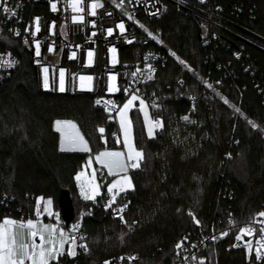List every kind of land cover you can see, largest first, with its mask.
<instances>
[{"label": "trees", "instance_id": "obj_1", "mask_svg": "<svg viewBox=\"0 0 264 264\" xmlns=\"http://www.w3.org/2000/svg\"><path fill=\"white\" fill-rule=\"evenodd\" d=\"M215 3L234 24L264 40V0ZM153 27L191 69L170 62L145 87L155 104L149 113L162 121L151 137L139 110L129 113L133 143L143 159L129 172L131 190L122 193L129 204L127 223L96 209L85 216L94 201L83 200L74 181L87 156L120 148L116 122L94 108L88 96L39 91L24 50L17 51L21 66L0 85V223L32 217L40 197H50L61 215L65 191L72 221H79L85 232L87 251L59 257L54 264H102L120 253L135 256L133 264H170L184 235L220 229L230 220L240 223L264 204V97L255 86L264 85V51L244 45L245 57L237 60L232 55L239 41L235 37L229 39L230 48L222 42L204 46L202 24L170 3ZM234 30L264 48L258 37ZM201 76L219 81V93L228 103L218 95L198 101L189 124L181 117L190 110L187 100L200 91ZM55 120L74 121L90 151H61ZM97 174L106 180L103 172ZM234 234L209 243L204 264H251L243 251L227 250Z\"/></svg>", "mask_w": 264, "mask_h": 264}, {"label": "built area", "instance_id": "obj_2", "mask_svg": "<svg viewBox=\"0 0 264 264\" xmlns=\"http://www.w3.org/2000/svg\"><path fill=\"white\" fill-rule=\"evenodd\" d=\"M57 5V11H52L51 4ZM96 3L95 15L92 14L91 5ZM170 3L177 11L193 17L203 26L201 40L203 45L210 47L216 42H222L224 46L230 48L229 39L235 37L239 39L236 49L232 51L234 58L239 60L244 58L243 46L250 45L259 50L264 48L257 45L251 39L243 37L234 30V27L241 29L248 34L258 37L250 30L234 24L228 19L223 8L215 3V0H81V7L84 11L73 13L70 0H7V7L15 12L5 13L0 7V58L15 61L14 66H0V85L7 82L15 71L21 66V60L17 51L24 50L28 55L34 70V78L37 89L42 92L85 95L91 98L94 108L114 117L121 104L129 99L132 94L137 95L145 101L147 110L154 107V99L144 92L145 87L150 84L160 70H163L170 62L176 64L181 70L191 69L189 63L185 61L173 48L168 46L163 40L160 31L153 27L154 22L160 17L164 10V5ZM111 13V15H109ZM73 15H83V23H73ZM39 18L41 31L35 33V18ZM53 22L55 28H52ZM123 22L125 31L121 34L118 25ZM235 25V26H234ZM27 29V31H26ZM108 29H112V35L108 34ZM19 35H16V32ZM35 33V34H34ZM93 33H95L93 35ZM151 34V35H150ZM155 37V38H154ZM259 38V37H258ZM261 39V38H259ZM263 42L264 40L261 39ZM27 41V43L25 42ZM39 41L40 56L35 54V45ZM49 47L54 51L49 52ZM116 48L117 62L112 63L113 53L110 51ZM92 53L91 63H89L88 53ZM73 53L75 55L73 56ZM183 61L184 63H181ZM149 65L151 66V79L149 75ZM49 69V88L43 86L44 73L42 69ZM65 71V91H59V72ZM139 69V71H138ZM133 73H136L133 76ZM116 77V86L119 91L110 93L108 86L110 77ZM80 76H91V90L81 89ZM183 79H179L181 84ZM87 83V82H86ZM200 91L197 96L190 97L187 101L190 110L183 115L188 117L187 122L191 124V111H193L198 101H205L218 95L224 101L225 98L219 93L220 82L210 80L206 76L199 77ZM211 85V87H209ZM258 91L263 93L264 85H255ZM127 90V91H125ZM100 101L97 104V101ZM111 101L112 103H108ZM115 105V106H113ZM153 122H160V119L152 116ZM118 190H114L116 192ZM231 198V194L227 193ZM112 195L108 193L107 186L103 188L97 201L93 202L91 208L85 211V216L91 217L92 210H100L105 216L112 220H121L128 212L129 204L121 191L115 197V203L107 207ZM12 200V199H10ZM127 205L123 213L117 210L122 205ZM41 209V208H40ZM264 212L262 203L255 214L235 223L232 220L228 225L220 229H210L196 235H184L177 243H182L181 248H176L174 259L170 264H203L205 256L203 254L206 246L211 242H217L235 232L227 245V250L243 251L246 261L251 264H264V233L260 231L264 227V217L258 214ZM44 213L36 216V211L32 217L22 216L16 218L17 221L26 222L28 219L34 221L41 220ZM55 224L63 229L65 236H75L76 244L71 241L65 244L62 256L66 254L68 248H74L76 255L85 252L80 245L84 244L85 232L81 228L79 221H71L67 226L59 216ZM78 225V228H74ZM250 227L252 235L242 233L240 230ZM226 233V235H225ZM83 237V239H81ZM237 237H240L237 239ZM262 253L259 259L256 258L257 249ZM74 257V256H69ZM121 257L124 259L121 260ZM129 253H120L105 261L110 264H133L136 259ZM105 261L102 264H105Z\"/></svg>", "mask_w": 264, "mask_h": 264}, {"label": "snow or ice", "instance_id": "obj_3", "mask_svg": "<svg viewBox=\"0 0 264 264\" xmlns=\"http://www.w3.org/2000/svg\"><path fill=\"white\" fill-rule=\"evenodd\" d=\"M204 0H201V3H203ZM122 3V0H121ZM70 6L73 13H81L84 11V8L81 7V0H70ZM100 6L96 3H93L91 5L92 8V14L95 15V9ZM0 7H3V11L5 13L11 12L12 15H15V12L12 11V9L7 7V0H0ZM52 11H57V5L55 3L51 4ZM111 15V13H109ZM72 22L73 23H83L84 22V16L83 15H73L72 16ZM121 34L125 31V25L123 22H121L118 25ZM52 28H55V23L53 22ZM27 31V29H26ZM41 31L39 18H35V33H39ZM34 33V34H35ZM95 33H93L94 35ZM108 34L112 35V29H108ZM16 35H19V32H16ZM151 35V34H150ZM155 38V37H154ZM27 43V41H25ZM49 52L54 51L52 47H49ZM113 53L112 56V63L115 64L117 62L116 60V48H112L110 50ZM35 54L36 56H40V44L39 41L36 42L35 45ZM75 53H73V56ZM89 56V63H91V57L92 53H88ZM15 61L11 60H4L0 58V66L4 67H12L14 66ZM181 63H184L181 61ZM149 75L148 78L151 79V66L149 65ZM44 73L43 77V86L45 89L49 88V76L48 72L49 69L47 67H44L42 69ZM139 71V69H138ZM136 73H133V76H135ZM91 76H80V87L81 89L88 88V90H91ZM110 84L108 86V92L113 93L116 91H119V89L116 86V77L113 75L110 77ZM87 82V83H86ZM211 87V85H209ZM59 91L63 92L65 91V71L63 69L59 72ZM127 91V90H125ZM139 100L140 104V111L143 112L145 123L148 126V133L149 136L152 135V129L153 124L149 120V114L146 110L145 101L143 99H140L137 95L132 94L129 99L123 104L122 108L119 110V117H120V126L124 130V145L127 149V155L125 156V153L120 151H103L100 152L96 156V161L100 163L103 167L107 168L109 175L119 176L120 173H127L129 167L135 169L140 166V161L143 159V152L140 150H137L133 143L130 136V121L128 119V112L129 110L134 106V102ZM100 101H97V104H99ZM108 103H112L109 101ZM225 103H228L227 100H225ZM115 106V105H113ZM235 111L239 112L240 109L236 108ZM185 120L188 119L187 116L184 117ZM159 123V122H157ZM248 123L253 127L257 128L258 125L255 124V122L248 120ZM64 125L67 128H70L74 130L73 133L65 132V127H62ZM56 128L57 131H60L62 133V136H64L71 144L73 145H79L81 147V150L83 151H90L88 148L87 142L84 140L83 136L80 135L79 131L76 130V125L71 122H61L56 121ZM99 131L101 133L104 132L103 128H100ZM61 150H64L63 143L61 144ZM91 165V161H89V166ZM76 181L78 182V186L80 188V194L85 200H93L95 201L96 197L100 195V186L97 183L96 180V172L93 170L91 177H86L84 172L77 173L75 177ZM131 180L130 178L125 174L119 179H116L112 181L107 186V191L109 194L112 195V199L110 200L109 204L106 205L107 207H111L113 203H115V197L119 194V191H124L126 188H131ZM114 190H118L114 192ZM44 198L40 197L37 199V209H36V216L39 217L41 215V209H40V203L43 201ZM52 200L48 199L44 202V208L43 212L47 213L49 216L53 215V212L51 210ZM127 205H122L117 211L119 213H123L124 208H126ZM189 215L193 217L195 220V216L193 213L189 212ZM260 217H264V212H260L258 214ZM122 222L127 223L124 220L123 215H120L119 217ZM196 223L199 224V221L196 220ZM74 228H78V225H74ZM242 233L247 235H252L253 230L248 228H243L240 230ZM262 233H264V227L260 229ZM226 235V233H225ZM240 237H237L239 239ZM83 239V237H81ZM38 240V242H37ZM71 241L72 245L76 244V237L75 236H65V233L63 229H60L59 232H57V228L55 225L51 224H41L39 219L33 220L28 219L26 222L24 221H17L15 219L5 218L2 223H0V264H54V262L58 261L59 257L63 255L65 244ZM80 247H83L85 251H87V245L83 244L80 245ZM182 243H177L176 248H181ZM261 247H264V243L261 244ZM68 255L69 256H75L76 252L74 248L68 249ZM262 253L259 251V248L257 249L256 258L259 259L261 257ZM124 258L121 257V260ZM136 259V257H130L129 260ZM105 264H110L109 261H105ZM201 264H203V261H201Z\"/></svg>", "mask_w": 264, "mask_h": 264}, {"label": "rangeland", "instance_id": "obj_4", "mask_svg": "<svg viewBox=\"0 0 264 264\" xmlns=\"http://www.w3.org/2000/svg\"><path fill=\"white\" fill-rule=\"evenodd\" d=\"M188 71H190V68H188L187 69ZM127 101V99L121 104V106H120V108H122V106H123V104L125 103ZM145 106H146V104H145ZM120 108H119V110H120ZM138 109L139 110V112L141 113V115H142V119H143V122H144V126H145V131H146V134H147V136L148 137H151L153 134H154V132H156L158 129H160L161 127H162V121L160 120V122L159 123H155V122H153V120H152V116L150 115V113L148 112V110H147V106H146V110H147V112H148V114H149V120L152 122V124H153V129H152V135L151 136H149V133H148V126H147V124L145 123V118H144V114H143V112H141L140 111V104H139V100H137V101H135L134 102V106L129 110V112H128V119H129V121H130V125H131V120H130V117H129V113H130V111L131 110H133V109ZM119 110L117 111V113H116V115L114 116V117H110V120H114L115 122H116V124H117V127H118V137H117V144L119 145V147H120V149L119 150H103V151H120V152H123V153H125V156L127 155V149L125 148V145H124V130L121 128V126H120V117H119ZM160 119V118H159ZM182 119V118H181ZM56 121H61V122H65V121H67V122H71V123H73V124H75V122L74 121H72V120H55L54 122H53V130L58 134V136H59V143L60 142H62L63 143V145H64V150L63 151H77V152H87V151H83V150H81V147L77 144V145H73V144H71L64 136H62V133L60 132V131H57V128H56ZM186 123H188L187 122V120H186ZM76 125V124H75ZM62 127H65L64 125H62ZM76 130H78L79 131V133H80V135L82 136V134H81V132H80V130H79V128H78V126L76 125ZM65 132H68V133H73L74 134V130H72V129H70V128H67V127H65ZM130 136H131V139H132V143H133V137H132V127H130ZM58 143V144H59ZM133 145H134V143H133ZM134 147H135V145H134ZM136 148V147H135ZM59 149L61 150V148L59 147ZM62 151V150H61ZM102 151V152H103ZM89 161H91V165L89 166ZM133 168H131V167H129V169H128V171L129 170H132ZM93 170H95V172H96V180H97V183H98V185L100 186V193H101V191H102V189H101V181H100V179H99V176H98V172H104L105 174H108V171H107V168H105V167H103L100 163H98L97 161H96V156H87L86 158H85V160H84V162L82 163V165H81V168L75 173V175H74V181H75V185H76V188H77V193H78V195L83 199V197L81 196V194H80V188H79V186H78V182L76 181V179H75V177H76V175H77V173H79V172H84L85 173V176L86 177H91V174H92V172H93ZM128 171H127V173H120L119 174V176H114V175H109V176H112V181H114V180H116V179H119V178H121L122 176H124L125 174L130 178V176H129V174H128ZM103 173V174H104ZM131 180V179H130ZM102 184H103V182H102ZM110 184V183H109ZM131 184H132V182H131ZM106 186H108V184L106 185ZM132 188V187H131ZM131 188H126L125 190H124V192H126V191H129V190H131ZM98 196H100V195H98ZM97 196V197H98ZM96 197V198H97ZM83 200H85V199H83ZM88 201H93V200H88ZM43 221H41V223H42ZM49 224V223H48ZM37 242H38V240H37ZM85 244V243H84ZM69 249V248H68ZM67 249V250H68ZM66 254H68V251L66 252Z\"/></svg>", "mask_w": 264, "mask_h": 264}, {"label": "crops", "instance_id": "obj_5", "mask_svg": "<svg viewBox=\"0 0 264 264\" xmlns=\"http://www.w3.org/2000/svg\"><path fill=\"white\" fill-rule=\"evenodd\" d=\"M61 144L62 142L59 143V147L61 148ZM120 149V148H119ZM119 149H116V150H119ZM130 170L128 171V174H129ZM104 173V172H103ZM105 174V173H104ZM102 175V174H101ZM106 175V180L104 182H106L107 184L111 183L112 182V176H109L108 174H105ZM102 176L99 177V179L101 178ZM103 182V181H102ZM102 182H100L102 184ZM103 182V183H104ZM122 193H124V191H121ZM127 192V191H126ZM38 199V198H37ZM48 199H51L50 197H44V200L41 201L40 203V206H41V210L43 212V208H44V202ZM52 200V199H51ZM51 210L53 212V215L52 216H49L47 213H44V216L40 221H43L41 224H51V225H55L56 228H57V232H59V227L55 224L56 222V219L60 216L59 213L54 209V206H53V201H52V205H51ZM3 222V221H2ZM65 250V249H64ZM68 250H66L67 252Z\"/></svg>", "mask_w": 264, "mask_h": 264}, {"label": "water", "instance_id": "obj_6", "mask_svg": "<svg viewBox=\"0 0 264 264\" xmlns=\"http://www.w3.org/2000/svg\"><path fill=\"white\" fill-rule=\"evenodd\" d=\"M60 216L67 226L73 219L72 207L70 205L69 197L65 191H61L60 195Z\"/></svg>", "mask_w": 264, "mask_h": 264}]
</instances>
